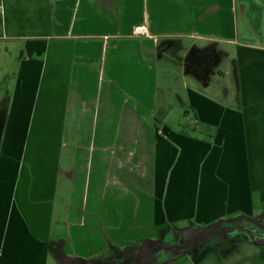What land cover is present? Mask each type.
<instances>
[{
    "label": "crops",
    "instance_id": "obj_1",
    "mask_svg": "<svg viewBox=\"0 0 264 264\" xmlns=\"http://www.w3.org/2000/svg\"><path fill=\"white\" fill-rule=\"evenodd\" d=\"M254 6L264 25V0H0V264H135L169 226L264 221V49L235 27ZM229 242L203 259L264 247Z\"/></svg>",
    "mask_w": 264,
    "mask_h": 264
},
{
    "label": "rangeland",
    "instance_id": "obj_2",
    "mask_svg": "<svg viewBox=\"0 0 264 264\" xmlns=\"http://www.w3.org/2000/svg\"><path fill=\"white\" fill-rule=\"evenodd\" d=\"M254 9L256 10V13L258 14V17H254L252 19V15L249 16V18H247L245 21L242 22V24H235L236 29L241 32H245L247 33L249 38V45H256L258 46V48H263L264 49V25L255 23L254 20L256 19L257 21H259L260 19V15L261 13H258L260 11V9L256 8L254 6ZM251 20V21H250ZM251 38V39H250ZM235 46L232 47L231 53L232 56L230 57V66L233 69V67H238V62L235 58V52H234ZM7 60V59H6ZM11 79H12V74H11ZM234 83V82H233ZM186 123V120L182 121ZM232 218V217H231ZM223 219H228V218H223ZM220 220V219H219ZM248 221H245V225H248ZM224 226H230L231 224L229 223H224ZM181 227L177 226V225H173V226H169L166 229H163V235L162 232L158 233L155 235V233H153L152 237L154 241H157L159 243H163L164 244H168L171 245V242H175V240H177V236L176 233L181 232ZM226 232L229 233V230H225ZM240 233H234L232 235V238H234V236L239 235ZM242 235V234H241ZM163 236V237H162ZM244 237H246V234L242 235ZM209 237L207 236L206 240H208ZM227 245H219V246H215V244L207 242L206 244H204V246H196V248H194L188 255L187 257H189V260H187L190 264H199L200 261L206 260L204 262V264H226L224 263L221 259V262H215V260H211L210 258L207 259H203L204 257H207L208 255H210V253H212L211 251H216L217 249V255L221 252V250H226L225 247H228L229 245H231V243L229 242V240L226 241ZM214 245V247H217V249H212L210 251H208V249L210 247H212ZM258 247V256H255L254 260L251 262L250 259H247L245 261V264H264V247L263 246H257ZM160 248L155 245V244H150L147 247V250H159ZM253 250V249H252ZM123 252L125 251L124 249L122 250ZM107 252V251H106ZM256 254V253H255ZM124 253H122L119 259L123 258ZM203 259V260H201ZM146 257H141L139 260V264H147L146 263ZM111 264H120V261H118L117 259H113Z\"/></svg>",
    "mask_w": 264,
    "mask_h": 264
},
{
    "label": "water",
    "instance_id": "obj_3",
    "mask_svg": "<svg viewBox=\"0 0 264 264\" xmlns=\"http://www.w3.org/2000/svg\"><path fill=\"white\" fill-rule=\"evenodd\" d=\"M243 220H248L251 223L254 224V226H243L237 228V230L233 229V234L236 232H245L247 238L251 239L256 245H264V223L257 220L256 218H253L251 216L245 215V214H236L232 218L228 219H220L213 223L212 225L196 229L194 227H191L189 229V232H192V234H196L194 239L187 245H182V244H173V245H168V244H161L157 241H154L152 239H146L144 241H141L135 245H132L130 247L125 248V253H136V258H135V264H139V260L141 258V255L143 254L144 250L146 247L150 244H155L159 246L162 250H172L177 247H183L185 248L184 252H187L188 250L192 249L193 246L196 245L197 242H199L201 239H203L206 236H210L212 233L217 231L224 223H236L240 222ZM75 262H81L83 264H94L90 262L86 258L82 257H74V258H69V257H64V262L63 264H74Z\"/></svg>",
    "mask_w": 264,
    "mask_h": 264
},
{
    "label": "flooded vegetation",
    "instance_id": "obj_4",
    "mask_svg": "<svg viewBox=\"0 0 264 264\" xmlns=\"http://www.w3.org/2000/svg\"><path fill=\"white\" fill-rule=\"evenodd\" d=\"M257 220H259V221H261V222H263L264 223V221L262 220V219H260V218H257ZM245 221H248V220H243V221H240V222H236V223H234V224H231L229 227V233L228 232H223V229L222 230H220V229H218L217 231H215L214 233H212L210 236H209V241H211V238H212V235L215 237L216 235V238H214V240L213 241H215V242H218V243H221L223 240H225V241H227L228 240V238L230 239V238H232V235H233V228H236V227H241V226H254V224L253 223H251L250 221H248L249 223H248V225H245L244 223H245ZM220 230V231H219ZM240 234H242V235H244L245 234V232H239ZM197 234V233H196ZM196 234H192L191 235V237H189V238H187V240H184L183 241V239L181 240V238L182 237H178L177 238V240H175V242H173L171 245H173V244H182V245H187V244H189L193 239H194V237H195V235ZM216 234V235H215ZM185 236V235H184ZM206 238H207V236L206 237H204V239L206 240ZM222 239V240H221ZM202 240V239H201ZM200 240V241H201ZM198 243V242H197ZM197 243H196V245H197ZM195 245V246H196ZM159 247V246H158ZM194 247V246H193ZM160 248V247H159ZM185 251V248H183V247H177V248H174V249H172V250H162L161 248L156 252V253H154V255L155 254H157V256L158 257H161V258H163V257H165L164 256V254L165 253H171V254H173V253H178V252H184ZM144 253V252H143ZM143 255V254H142ZM141 255V256H142ZM153 255V256H154Z\"/></svg>",
    "mask_w": 264,
    "mask_h": 264
},
{
    "label": "built area",
    "instance_id": "obj_5",
    "mask_svg": "<svg viewBox=\"0 0 264 264\" xmlns=\"http://www.w3.org/2000/svg\"><path fill=\"white\" fill-rule=\"evenodd\" d=\"M135 31L137 35H145L147 33V30L144 26H138Z\"/></svg>",
    "mask_w": 264,
    "mask_h": 264
},
{
    "label": "trees",
    "instance_id": "obj_6",
    "mask_svg": "<svg viewBox=\"0 0 264 264\" xmlns=\"http://www.w3.org/2000/svg\"><path fill=\"white\" fill-rule=\"evenodd\" d=\"M263 219H264V218H263ZM229 224H234V223H229ZM226 227H228V226H224V225H222L219 229L222 230V229H225ZM220 230H219V231H220ZM215 235H216V234H215ZM216 236H217V235H216ZM216 236L214 237V236L212 235L211 241H213L214 238H216ZM228 240H229V238H228ZM213 244H215V245H217V244H218V245H219V244H220V245H221V244H226V241L223 240L221 243H218V242H215V241H214Z\"/></svg>",
    "mask_w": 264,
    "mask_h": 264
}]
</instances>
